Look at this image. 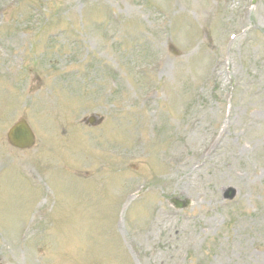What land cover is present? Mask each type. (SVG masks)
<instances>
[{
  "label": "rangeland",
  "instance_id": "374dc122",
  "mask_svg": "<svg viewBox=\"0 0 264 264\" xmlns=\"http://www.w3.org/2000/svg\"><path fill=\"white\" fill-rule=\"evenodd\" d=\"M14 53L0 68V264L55 249L83 264H264V0H0V58ZM20 117L37 132L23 152L5 138Z\"/></svg>",
  "mask_w": 264,
  "mask_h": 264
},
{
  "label": "bare ground",
  "instance_id": "6f19581e",
  "mask_svg": "<svg viewBox=\"0 0 264 264\" xmlns=\"http://www.w3.org/2000/svg\"><path fill=\"white\" fill-rule=\"evenodd\" d=\"M248 177H249V179H250V174L248 175ZM253 182V181H252ZM253 183H255V182H253ZM257 222H255V224H256Z\"/></svg>",
  "mask_w": 264,
  "mask_h": 264
}]
</instances>
